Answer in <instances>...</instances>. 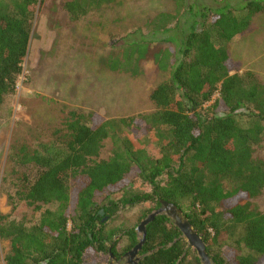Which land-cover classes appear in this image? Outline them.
<instances>
[{
    "label": "trees",
    "instance_id": "trees-1",
    "mask_svg": "<svg viewBox=\"0 0 264 264\" xmlns=\"http://www.w3.org/2000/svg\"><path fill=\"white\" fill-rule=\"evenodd\" d=\"M175 1V14L161 13L148 23L155 32H170L177 22L185 0ZM40 2L0 0V104L16 93ZM92 3L77 0L64 8L78 20L95 8ZM261 13L264 0L227 2L216 10L191 5L176 55L162 45L144 51L145 60L170 74L151 92L154 113L107 121L95 113L72 112L55 140L35 149L20 147L13 158L16 191L10 202L14 212L22 206L33 218L0 215V239L10 243L6 264H100V255L118 253L121 233L110 229L105 217L112 218L120 205L148 202L181 209L214 264H264V213L251 203L264 194L259 152L264 82L252 72L233 75L226 49ZM143 126L159 139L154 152L120 135L122 128ZM108 140L112 155L95 161ZM135 175L151 193L129 192ZM126 238L128 251L143 237L134 228ZM190 252L181 230L160 215L147 226L140 264H202L196 253L189 261Z\"/></svg>",
    "mask_w": 264,
    "mask_h": 264
},
{
    "label": "rangeland",
    "instance_id": "rangeland-1",
    "mask_svg": "<svg viewBox=\"0 0 264 264\" xmlns=\"http://www.w3.org/2000/svg\"><path fill=\"white\" fill-rule=\"evenodd\" d=\"M73 1L77 0H41L16 93L0 104V215L11 216L10 219L33 218L30 210L22 206L14 212L10 202L16 191L13 158L20 147L35 149L55 140L72 112L95 113L107 121L154 113L156 106L150 99L151 92L167 81L170 74L160 71L155 62L145 60L144 51L162 45L176 55L184 41L191 5L216 10L227 2L240 3V0H185L170 32H155L148 23L161 13L175 14L178 11L175 0H116L103 6V0H91V8H95L78 20H73L64 8L66 2ZM168 38L175 40L168 42ZM226 49L233 75L252 72L264 82V13L256 15L250 29L227 44ZM218 98L216 95L214 101ZM138 124L142 126L143 121ZM137 128H122L120 135L136 144L144 143L150 151L159 149V139L148 131L150 127ZM113 149L112 141L108 140L95 161L108 159ZM259 152L264 155V142ZM166 180L164 176L162 184ZM151 191L148 183L137 175L133 177L129 192ZM123 196L118 195L115 200L121 201ZM251 203L264 213V194ZM159 209L152 202L136 207L120 205L116 214L108 217V227L121 231L116 238L118 252L127 248L126 232L137 229L145 221L144 216ZM190 250L189 261L195 253L199 257L196 250ZM9 251L10 243L0 239V264H6ZM98 258L100 264H109L111 259L109 255Z\"/></svg>",
    "mask_w": 264,
    "mask_h": 264
},
{
    "label": "water",
    "instance_id": "water-1",
    "mask_svg": "<svg viewBox=\"0 0 264 264\" xmlns=\"http://www.w3.org/2000/svg\"><path fill=\"white\" fill-rule=\"evenodd\" d=\"M160 215H166L172 223L181 230L183 238L188 242V248L197 251L199 259L202 264H214L207 253V248L202 238L196 233L190 221L184 216L181 209L173 204L162 202V208L155 213H152L141 225L137 228V232L143 235L138 246H136L127 256H135L143 249V245L147 238V226ZM111 259H115L114 254L111 253Z\"/></svg>",
    "mask_w": 264,
    "mask_h": 264
},
{
    "label": "flooded vegetation",
    "instance_id": "flooded-vegetation-1",
    "mask_svg": "<svg viewBox=\"0 0 264 264\" xmlns=\"http://www.w3.org/2000/svg\"><path fill=\"white\" fill-rule=\"evenodd\" d=\"M162 207H160L161 209ZM159 209V210H160ZM157 212V211H156ZM100 214L105 217L104 211H101ZM105 221H107L108 217H105ZM118 240V239H117ZM116 241V240H115ZM133 249L131 250H125L124 252L116 253L115 259H110L109 264H140L142 260L146 257V255L142 254V251H140L137 255L135 256H127L128 253H130ZM119 251V250H118ZM111 258V256H109Z\"/></svg>",
    "mask_w": 264,
    "mask_h": 264
}]
</instances>
